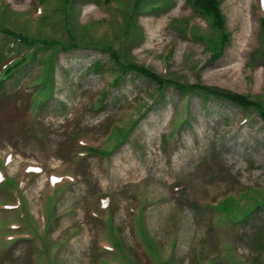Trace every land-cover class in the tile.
Listing matches in <instances>:
<instances>
[{
  "label": "rangeland",
  "instance_id": "1",
  "mask_svg": "<svg viewBox=\"0 0 264 264\" xmlns=\"http://www.w3.org/2000/svg\"><path fill=\"white\" fill-rule=\"evenodd\" d=\"M261 1L219 0L228 43L214 58L222 33L190 0H0V24L71 46L54 51L52 84L40 49L0 87V264H264L258 113L135 72L114 85L100 49L264 106Z\"/></svg>",
  "mask_w": 264,
  "mask_h": 264
},
{
  "label": "trees",
  "instance_id": "2",
  "mask_svg": "<svg viewBox=\"0 0 264 264\" xmlns=\"http://www.w3.org/2000/svg\"><path fill=\"white\" fill-rule=\"evenodd\" d=\"M44 4V0H40V4ZM65 3V2H64ZM69 3V2H68ZM135 3V5H134ZM134 7H138L140 3V0H134ZM191 5L193 6L194 12L198 15L201 16H207L212 19V22L214 26H216L220 32L222 33L218 44H212V49H213V56L214 58L219 57L222 54V50L224 49L225 45L228 43V35L225 32L224 28V17L220 9V2L219 0H190ZM67 5V3H65ZM133 8V7H132ZM45 16H40L38 17L37 21H40L43 19ZM264 24V20H262ZM0 31L3 34V40L2 44L0 42V58L4 55V52L6 53L7 51H4V48L8 49V53L12 52L15 54L13 56L14 58L4 64L0 68V87L1 85L5 82L7 78H10L14 75L15 72H18L20 70V67L23 66L24 64H27L31 61L35 62L36 64L39 63V57L37 56V53L40 49H45V50H50V53L44 61L41 60V62L44 64L46 67V79H41L40 84L45 85L47 83L53 82L54 76H53V61H54V56L53 54L55 53L54 51L58 50V47L60 46L61 48H66V47H71L66 44H63L61 42H57L55 40H49L46 38H34L31 37L27 34H24L21 31L15 30L5 24H0ZM22 45H25V49L20 51V47ZM100 49L104 51L106 54L109 55L110 59L114 62V64L117 66L116 69H114L116 76L113 79V84L118 85L124 76L129 73V72H135L137 74H140L144 77H146L148 80L153 82L154 84L157 85V90L164 89L166 86H173L177 90H179L181 93H188V98L190 97L191 93H199L203 95L204 97H215L218 99L225 100L227 102H230L234 104L235 106L242 108L246 111L249 109H254L258 115L261 117V119L264 121V106L261 102L258 100L251 98L250 96L236 93L233 91H223V90H218L215 88H212L207 85H203L200 83H194L190 85H184L180 84L177 81L165 77L164 75H160L156 73L155 71L151 70L150 68L140 65L135 62H125L120 59L119 53L116 51L111 46H101ZM45 62V63H44ZM102 69V64L100 61H97L94 65V70L98 71ZM48 95L42 96V99L39 100V106H42L45 101L48 100ZM123 128H118L117 130L113 131V133L117 136L118 131L120 130V135L118 139L116 140V143H114V147L120 145L124 140L125 137L124 134L122 133ZM117 131V132H116ZM89 149L95 150L99 153L102 152H110L111 150L104 148L101 149L99 148V145H87ZM217 201V200H216ZM218 205L217 207H221L222 209H226L228 211H232L233 213L235 208L233 206V202L229 201L228 198L222 199L216 203ZM259 203H257L256 207L253 208V210L258 209L261 207ZM248 209V208H247ZM247 209L244 212H241L239 210L238 214V219L241 221L247 220L248 216V211ZM236 214V213H235ZM250 215V214H249ZM236 216V215H234Z\"/></svg>",
  "mask_w": 264,
  "mask_h": 264
},
{
  "label": "bare ground",
  "instance_id": "3",
  "mask_svg": "<svg viewBox=\"0 0 264 264\" xmlns=\"http://www.w3.org/2000/svg\"><path fill=\"white\" fill-rule=\"evenodd\" d=\"M240 47H242V45H240ZM242 48H243V47H242ZM242 48H241V49H242Z\"/></svg>",
  "mask_w": 264,
  "mask_h": 264
}]
</instances>
